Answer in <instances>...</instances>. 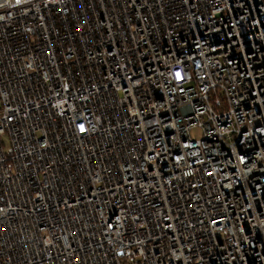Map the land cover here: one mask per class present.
Here are the masks:
<instances>
[{"label":"built area","instance_id":"obj_1","mask_svg":"<svg viewBox=\"0 0 264 264\" xmlns=\"http://www.w3.org/2000/svg\"><path fill=\"white\" fill-rule=\"evenodd\" d=\"M0 264H264V0H0Z\"/></svg>","mask_w":264,"mask_h":264},{"label":"rangeland","instance_id":"obj_2","mask_svg":"<svg viewBox=\"0 0 264 264\" xmlns=\"http://www.w3.org/2000/svg\"><path fill=\"white\" fill-rule=\"evenodd\" d=\"M1 140H2L3 149H6L9 145V138H8L7 134H4L1 138Z\"/></svg>","mask_w":264,"mask_h":264}]
</instances>
